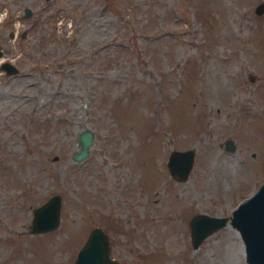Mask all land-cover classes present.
Masks as SVG:
<instances>
[{
	"label": "rangeland",
	"instance_id": "1",
	"mask_svg": "<svg viewBox=\"0 0 264 264\" xmlns=\"http://www.w3.org/2000/svg\"><path fill=\"white\" fill-rule=\"evenodd\" d=\"M258 1L0 0V60L18 67H0V264H71L94 225L124 264H248L228 220L197 245L188 220L264 179ZM173 148L192 149L185 178ZM51 193L58 221L32 231Z\"/></svg>",
	"mask_w": 264,
	"mask_h": 264
},
{
	"label": "water",
	"instance_id": "2",
	"mask_svg": "<svg viewBox=\"0 0 264 264\" xmlns=\"http://www.w3.org/2000/svg\"><path fill=\"white\" fill-rule=\"evenodd\" d=\"M254 11L264 9V1L254 4ZM25 13L30 12L28 6L24 7ZM24 31L21 34H24ZM12 35V31L9 32ZM2 49L0 48V55ZM0 67L7 73L16 72L18 67L9 59H1ZM78 149L72 154L76 160L83 158L88 151L92 140L89 128H82L76 133ZM225 146L234 147L233 140L227 138ZM192 149H171L167 155L166 164L171 174L176 178H185L192 162ZM33 217L30 228L32 231L45 230L56 225L59 217V194H50L43 202L32 209ZM229 218V219H228ZM228 222L234 225L242 240L245 259L248 264H264V179L247 196L240 199L231 209L229 214H210L195 212L189 218L190 237L193 245L212 229ZM71 264H124L109 254L108 234L99 225L92 226L77 248Z\"/></svg>",
	"mask_w": 264,
	"mask_h": 264
},
{
	"label": "flooded vegetation",
	"instance_id": "3",
	"mask_svg": "<svg viewBox=\"0 0 264 264\" xmlns=\"http://www.w3.org/2000/svg\"><path fill=\"white\" fill-rule=\"evenodd\" d=\"M24 13H25V11H24ZM30 13H31V8H30V12L28 14H30ZM25 14H27V13H25Z\"/></svg>",
	"mask_w": 264,
	"mask_h": 264
},
{
	"label": "bare ground",
	"instance_id": "4",
	"mask_svg": "<svg viewBox=\"0 0 264 264\" xmlns=\"http://www.w3.org/2000/svg\"><path fill=\"white\" fill-rule=\"evenodd\" d=\"M228 219H229V218H228ZM228 219H227V220H228ZM189 226H190V224H189ZM233 226H234V225H233Z\"/></svg>",
	"mask_w": 264,
	"mask_h": 264
}]
</instances>
